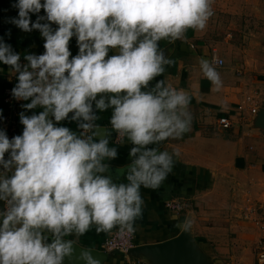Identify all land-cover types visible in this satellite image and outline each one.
Returning <instances> with one entry per match:
<instances>
[{
    "label": "clouds",
    "instance_id": "9594fccd",
    "mask_svg": "<svg viewBox=\"0 0 264 264\" xmlns=\"http://www.w3.org/2000/svg\"><path fill=\"white\" fill-rule=\"evenodd\" d=\"M213 3L14 0L17 15L5 23L37 32L43 52L22 55L5 39L10 29L0 36V65L16 79L10 95L26 102L18 113L20 134L9 138L0 127V264H100L88 250L76 255L65 237L93 225L97 232L135 233L145 203L141 188H159L179 156L159 145L182 138L192 123L189 93L156 79L174 62L159 42L204 31ZM222 63L199 60L216 91ZM108 110L111 130L121 145H131L129 163L114 172L118 149L109 132L97 134L98 113ZM191 223L180 227L187 231Z\"/></svg>",
    "mask_w": 264,
    "mask_h": 264
},
{
    "label": "crops",
    "instance_id": "0c3cea01",
    "mask_svg": "<svg viewBox=\"0 0 264 264\" xmlns=\"http://www.w3.org/2000/svg\"><path fill=\"white\" fill-rule=\"evenodd\" d=\"M241 1L246 3L247 0ZM252 2L257 11V0ZM12 3L14 0H0V36L10 29L11 35L5 39L15 51L22 55L26 51L39 54L43 40L37 32L24 33L5 23L6 17L17 15ZM207 27L222 30L220 25L209 24ZM205 30L189 29L183 39L159 42L160 49L174 62L166 65L165 73L156 79H165L166 83L189 93L192 123L190 131L182 138L168 139L159 145L170 153L178 151L179 156L174 157L172 172L159 188H141L145 203L142 216L135 222L134 247L177 236L185 231L180 225L187 219L192 223L186 232L211 264H256V254L264 247V233L252 217L242 216V209L264 206V128L257 124V114L264 111V30L260 33L255 27L240 28V34H234V46L228 42L229 35L222 39L224 44L216 48L224 61V66L216 67L223 81L219 91L203 77L199 67L201 58L211 61V49L215 48L212 45L214 34H205ZM70 48L75 54L74 39ZM14 81V73L0 65L2 112L3 90L11 87ZM247 96L253 98V105L245 104ZM23 103L26 102L22 101L21 105ZM21 105L19 113L24 111ZM251 107L256 108L255 114L250 113ZM110 112L98 113L100 118L96 123L97 134L103 136L109 132L110 146L118 149V158L110 162L114 172L129 163L131 145L126 140L123 145L120 139L115 140L117 133L108 124ZM221 117L228 118L231 123L226 130L218 125ZM69 126L75 128V124ZM21 131L17 117L15 135ZM176 197L189 199L190 208L182 213L165 209L164 203ZM257 212L263 214L264 210ZM115 230L97 232L93 225L85 234L73 233L65 239L100 250L101 243ZM106 253L108 257L103 264H150L140 255Z\"/></svg>",
    "mask_w": 264,
    "mask_h": 264
},
{
    "label": "built area",
    "instance_id": "2783aa9c",
    "mask_svg": "<svg viewBox=\"0 0 264 264\" xmlns=\"http://www.w3.org/2000/svg\"><path fill=\"white\" fill-rule=\"evenodd\" d=\"M42 52L43 48L41 49L40 53ZM213 57H219L216 48L211 49V61ZM220 60L222 59L220 58ZM222 66H224V61L222 64L216 65V67ZM262 66L264 68V64ZM15 83L16 79L11 87H7L3 90L2 96V105L4 107L2 114L5 119L0 122V127L6 129L9 138H11L16 133L17 117L20 105L22 103V101H17L10 95V89L15 85ZM245 104L247 106L253 105V98L251 96H247L245 98ZM250 113L255 114L256 108L251 107ZM218 125L222 130H226L231 126V123L228 118L221 117L218 119ZM119 139V135L116 134L115 140L118 141ZM164 207L173 213H182L190 208V200L184 197L171 198L164 203ZM259 209L263 211L264 206H261ZM259 209L257 206H247L246 208L242 209V216L244 218L252 217V221L255 223V225L262 233H264V213L261 214L260 212H257ZM134 237L135 233L131 236L121 235L118 232V229H116L104 239L100 245V250L103 252H118L126 256L128 255L129 251L134 248ZM256 264H264V247H260L256 254Z\"/></svg>",
    "mask_w": 264,
    "mask_h": 264
},
{
    "label": "water",
    "instance_id": "95a60500",
    "mask_svg": "<svg viewBox=\"0 0 264 264\" xmlns=\"http://www.w3.org/2000/svg\"><path fill=\"white\" fill-rule=\"evenodd\" d=\"M257 124L264 128V111L257 114ZM3 207L0 202V208ZM75 254L79 255L82 249L90 251L103 264L108 257L106 252L98 249H90L74 243ZM129 256H143L150 264H211L209 258L198 248L192 237L181 231L177 236L168 240L134 247L128 253Z\"/></svg>",
    "mask_w": 264,
    "mask_h": 264
},
{
    "label": "rangeland",
    "instance_id": "374dc122",
    "mask_svg": "<svg viewBox=\"0 0 264 264\" xmlns=\"http://www.w3.org/2000/svg\"><path fill=\"white\" fill-rule=\"evenodd\" d=\"M240 1L214 0L212 6L214 15L210 18L208 25H220L222 30L207 27L204 33L211 32L214 34L215 39L212 45L215 48L219 49L224 44L222 39L226 38L227 35L230 36L229 44L234 46V34H240V28L255 27L260 33L264 30V0H257V11L253 7L254 2L252 0H247L246 3ZM262 69L264 70L263 66Z\"/></svg>",
    "mask_w": 264,
    "mask_h": 264
}]
</instances>
